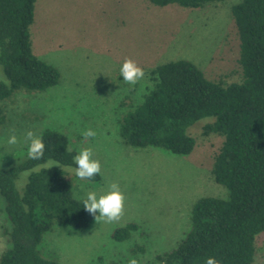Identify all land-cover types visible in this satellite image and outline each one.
Here are the masks:
<instances>
[{
  "label": "rangeland",
  "instance_id": "rangeland-1",
  "mask_svg": "<svg viewBox=\"0 0 264 264\" xmlns=\"http://www.w3.org/2000/svg\"><path fill=\"white\" fill-rule=\"evenodd\" d=\"M241 0H227L200 9L176 5L158 7L148 0H38L31 27L33 51L57 68L61 82L45 92L19 91L0 101V168L25 162L27 145L8 146L15 130L41 136L57 131L69 139L77 154L91 148L101 164L100 180H79L70 166L54 161L66 173L74 196L103 192L115 182L125 196L119 220L97 218L85 229L55 224L40 246L43 256L58 264H156L159 254L171 251L192 229V211L205 197L227 199L229 190L216 183L215 160L225 137L205 128L215 122L204 118L188 129L195 139L187 156L160 148L135 149L120 137L124 116L137 107L153 87L151 71L170 61L189 60L213 81L241 82L240 37L232 16ZM141 67L145 76L126 83L120 67L126 60ZM0 82H7L0 65ZM91 129L96 135L85 138ZM41 167L34 169L39 170ZM32 171L16 182L23 193ZM0 193V259L7 248L4 230L11 228ZM130 224L138 231L126 241L114 234ZM254 264H264V233L256 241Z\"/></svg>",
  "mask_w": 264,
  "mask_h": 264
},
{
  "label": "trees",
  "instance_id": "trees-1",
  "mask_svg": "<svg viewBox=\"0 0 264 264\" xmlns=\"http://www.w3.org/2000/svg\"><path fill=\"white\" fill-rule=\"evenodd\" d=\"M37 1L0 0V65L7 79L0 82V101L19 91L45 92L61 82L59 70L33 51ZM148 1L158 7L195 10L227 0ZM232 16L240 37L241 82L226 85L210 80L189 60L160 64L151 71L153 87L120 124L126 146L160 148L180 156L194 151L196 141L188 129L201 119H215L205 134L225 137L212 172L216 183L229 190V197L198 200L191 231L176 248L157 255L156 264H206L209 257L219 264H254L256 241L264 233V0H241L233 6ZM0 121L4 122L3 115ZM41 137L43 158L0 168V193L11 223L4 230L8 245L0 264H58L43 256L44 236L55 224L85 229L95 220L75 198L66 173L45 166L54 161L75 167L77 153L69 148L68 137L52 130ZM26 171L32 172L21 193L16 182ZM138 229L130 224L118 229L114 238L129 240Z\"/></svg>",
  "mask_w": 264,
  "mask_h": 264
},
{
  "label": "clouds",
  "instance_id": "clouds-1",
  "mask_svg": "<svg viewBox=\"0 0 264 264\" xmlns=\"http://www.w3.org/2000/svg\"><path fill=\"white\" fill-rule=\"evenodd\" d=\"M120 75L126 83L136 84L145 76L144 70L139 67L136 62L126 60L119 69ZM11 134L5 141L8 146H17L20 144L27 145V157L33 160L43 158L45 152V144L43 138L33 131H27L23 139H19L15 134V130H10ZM96 133L88 129L83 133L87 138L95 137ZM75 167L72 168L75 176L82 181H92L101 173V164L93 158L91 148H83L73 157ZM83 204V209L95 216V219L101 218L106 222L119 220L124 211L125 196L120 189L118 183H111L107 190L103 192L89 191L85 195L77 194L75 197ZM98 214V216H97ZM129 264H138L135 259L130 260ZM206 264H219L214 257H209Z\"/></svg>",
  "mask_w": 264,
  "mask_h": 264
}]
</instances>
